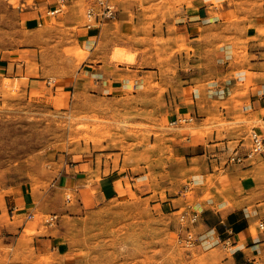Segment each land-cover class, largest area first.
<instances>
[{
  "label": "rangeland",
  "instance_id": "1",
  "mask_svg": "<svg viewBox=\"0 0 264 264\" xmlns=\"http://www.w3.org/2000/svg\"><path fill=\"white\" fill-rule=\"evenodd\" d=\"M22 1L0 0V196L28 189L39 210L35 220L56 213L70 248L64 260L73 264H228L233 249L220 239L218 225L206 229L198 219H180L195 210L189 204L200 178L191 166L202 162L175 158L172 140L196 119L175 127L168 123L177 113H192L179 94L187 84L182 80L192 74L186 67L203 58L177 36L176 24L186 9L210 0H129L136 9L129 32L106 44L112 61L138 60L148 69L147 80H132L116 93L98 91L92 78L79 74L89 53L75 35L85 23L84 0L72 26L65 23V4L56 15L44 13L36 28L26 26L20 10L33 0ZM124 1L111 0L115 10ZM252 11L241 5L227 13L224 42H243L250 20L240 15ZM212 31L210 39L219 38ZM116 49L125 53L123 60L112 57ZM211 120L206 131L216 126L247 136L251 128L250 122L238 127L220 114ZM83 160L98 166L95 176L117 167L139 174L136 183L145 182L149 190L78 213L72 175L73 165ZM188 231L194 237L190 243Z\"/></svg>",
  "mask_w": 264,
  "mask_h": 264
},
{
  "label": "crops",
  "instance_id": "2",
  "mask_svg": "<svg viewBox=\"0 0 264 264\" xmlns=\"http://www.w3.org/2000/svg\"><path fill=\"white\" fill-rule=\"evenodd\" d=\"M81 1L66 0L67 26L81 16ZM84 2L86 7L93 0ZM55 5V0H33L25 9L20 8L26 26L41 25L40 18ZM241 5L253 10L240 15L250 20L245 22L246 30L240 38L243 42H224L223 37L229 34V23L224 18L227 13H236ZM135 12L126 0L117 4L113 15L104 21L90 27L78 25L75 35L89 50L79 74L92 78L100 92L116 93L132 80L141 84L147 80L148 69L142 68L138 60L112 61L111 46L106 44L129 32L133 23L131 13ZM184 13L182 23L176 24L179 27L176 34L203 58L186 67L192 74L182 80L187 84L179 95L188 102L187 108L196 120L189 129L174 135L172 154L188 164L202 162L199 168L191 166L200 182L192 189L193 201L189 205L194 207L193 212L201 211L196 212L197 219L206 229L218 225L221 229L218 235L222 237L219 238L231 244L228 264H264V229L256 226L264 214V152L246 157L241 163L230 162L228 156L233 149L247 152L248 135H243L244 130L218 131L215 124L209 131L204 128L213 123L212 115L220 114L238 127L250 122L264 139V0H210L193 5ZM209 30L216 31L219 38L211 40ZM219 132L221 136L217 138ZM73 166L74 211L78 213L118 196H141L149 190L145 182L136 183L141 175L123 172L120 167L95 176L97 165L83 160ZM34 202V194L28 189L0 196V264H73L64 260L70 248L58 223L48 226L25 218L28 211H39ZM209 216H214V221L203 219ZM27 227L34 228V232L25 233Z\"/></svg>",
  "mask_w": 264,
  "mask_h": 264
},
{
  "label": "built area",
  "instance_id": "3",
  "mask_svg": "<svg viewBox=\"0 0 264 264\" xmlns=\"http://www.w3.org/2000/svg\"><path fill=\"white\" fill-rule=\"evenodd\" d=\"M56 5L46 11L47 15H55L60 12L65 4L66 0H55ZM115 11V6L111 0H93L92 3L88 4L85 8V23L86 27L92 26L94 23H100L105 19L111 17ZM39 23H42V18H40ZM195 115L193 113H177L170 120V126H180L194 121ZM249 146L246 153H241L237 148L228 156V161L233 163H241L246 157H251L256 154H262L264 152V139L256 132L254 127H251L248 131ZM66 200L70 199V193L65 195ZM26 219H34L35 211H28L25 214ZM194 222L197 220V213L191 212L190 214L182 213L180 219ZM58 215L56 213H42L38 221L44 225L53 226L57 223ZM257 227L259 229H264V214L257 221ZM187 242H192L194 240L193 234L188 231L186 236ZM227 242V241H225Z\"/></svg>",
  "mask_w": 264,
  "mask_h": 264
},
{
  "label": "bare ground",
  "instance_id": "4",
  "mask_svg": "<svg viewBox=\"0 0 264 264\" xmlns=\"http://www.w3.org/2000/svg\"><path fill=\"white\" fill-rule=\"evenodd\" d=\"M128 56V55H127ZM116 60H123L126 56H125V53L122 52V51H117L116 49V52L113 54V56Z\"/></svg>",
  "mask_w": 264,
  "mask_h": 264
}]
</instances>
